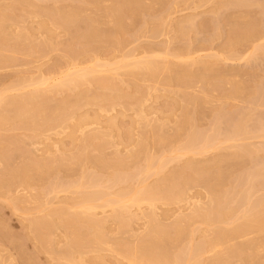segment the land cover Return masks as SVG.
<instances>
[{
	"label": "rangeland",
	"instance_id": "374dc122",
	"mask_svg": "<svg viewBox=\"0 0 264 264\" xmlns=\"http://www.w3.org/2000/svg\"><path fill=\"white\" fill-rule=\"evenodd\" d=\"M4 14L7 18L2 17ZM0 25V264H65L57 260L69 243L60 221L56 220L51 230L41 228L39 233L33 224L50 218L48 215L60 208L71 207L73 213L72 201L80 198L69 191V186L79 184L78 180L84 182L80 184L99 182L101 195L111 197L117 191L137 189L142 173L137 167L147 169L148 159H155L156 164L161 157L163 165L161 174L151 168L153 173L145 183L152 187L189 162L197 164L195 168L202 165L207 173L197 176V169H188L187 164L186 173L195 179L188 180L183 168L178 172L180 178L174 175L175 183H186L185 188L178 186L184 189L185 199L169 205L156 203L152 222L147 218L153 215L152 209L146 203L140 209L136 206L122 211V221L115 219L111 207L96 209L103 243L89 245L76 255L77 261L124 264L117 252L124 241L125 245H136V238L146 234L144 231L155 220L158 222L154 225L171 227L199 206L207 209L211 183L217 192L225 193L227 200L236 195L235 201H239L237 193L241 194L245 179L253 178L254 190L247 188L253 190H247L253 197L244 189L241 195L249 203H243V199L240 203L228 201L236 204V211L242 207V215L244 209L248 210V197L252 207L264 199V179L259 173L264 171V137L255 134L259 129V136L264 132V0H0ZM94 25L97 27L91 29L92 33ZM80 69H90L82 79L85 81L75 86L65 84ZM89 74L94 77L90 79ZM48 120L50 124L46 125ZM235 124H245L246 133L242 140H233L237 144L230 137L226 142L224 137L234 132ZM194 134L200 140L209 137L215 148L199 156L184 154V142ZM181 145L184 147L178 152ZM233 145L248 147L250 154L240 148L246 153L239 154L238 146ZM33 165H44L48 170L42 175L27 171L12 177L22 167ZM114 173L122 178L120 184L113 181ZM88 189L93 192L97 188ZM257 206L256 212L261 208ZM129 212L137 215L130 223L126 221ZM186 221L180 226L194 223L186 228H192V238L183 232L175 252L181 246L212 238L213 228L208 229L200 220ZM124 224L129 226L126 231ZM75 226L71 229L75 237H87V224L82 223L83 229ZM193 228H197L195 234ZM251 233L231 244L247 245L264 238V233ZM262 246L255 252L253 264L264 261ZM211 255L203 256L202 262ZM250 255L238 256L246 257L244 262L236 258L230 263L252 264L247 262Z\"/></svg>",
	"mask_w": 264,
	"mask_h": 264
},
{
	"label": "bare ground",
	"instance_id": "6f19581e",
	"mask_svg": "<svg viewBox=\"0 0 264 264\" xmlns=\"http://www.w3.org/2000/svg\"><path fill=\"white\" fill-rule=\"evenodd\" d=\"M239 3V2H238ZM137 4V3H136ZM238 5V4H237ZM70 13V12H69ZM68 13V14H69ZM4 16L7 18V16L4 14L2 17L4 18ZM48 17V16H47ZM46 17V18H47ZM68 17V16H67ZM69 17H71V15L69 16ZM5 18V19H6ZM76 18V17H75ZM116 18V17H115ZM55 20V19H54ZM53 20V21H54ZM57 20V19H56ZM66 20V19H65ZM69 21H71V18H69L68 19ZM76 20V19H75ZM77 20H78V18H77ZM46 21V20H45ZM49 21V20H48ZM55 22V21H54ZM75 22V21H74ZM50 23V22H49ZM62 23V22H61ZM66 23V22H65ZM73 23V22H72ZM70 24V26H71V22L69 23ZM91 25V24H90ZM93 25V24H92ZM93 27H97V25H94V26H92L91 28H90V30L93 28ZM0 28H1V25H0ZM68 28V27H67ZM95 28H93V30L95 29ZM2 30V29H1ZM96 30V29H95ZM2 32V31H1ZM91 32H92V30H91ZM91 32L89 33V31L87 32V35L88 36H90V34H91ZM94 32V31H93ZM92 32V33H93ZM96 32V31H95ZM4 33H5V31H4ZM1 35H2V33H0ZM97 34V33H96ZM85 35V34H84ZM94 35H95V33H94ZM86 36V35H85ZM87 36V37H88ZM96 36V35H95ZM89 38V37H88ZM2 49V48H1ZM234 55V54H233ZM0 56H1V53H0ZM236 56V55H235ZM70 60V59H69ZM135 62V61H134ZM133 62V63H134ZM137 62V61H136ZM135 62V63H136ZM141 62H143V61H141ZM149 62V61H148ZM75 63V62H74ZM137 63H140V61H138ZM144 63V62H143ZM150 63H152V62H150ZM154 64H155V62H153ZM77 64V63H76ZM130 64V63H129ZM154 64H151V66H152V68L153 69H155V65ZM135 65V64H134ZM153 65H154V67H153ZM156 65H157V63H156ZM75 66V65H74ZM99 66V65H98ZM97 67V66H96ZM104 67V66H103ZM125 67V66H124ZM138 67H141V66H139L138 65ZM76 68V67H75ZM100 68V67H99ZM99 68H95V69H99ZM143 68H145V67H143ZM74 69V68H73ZM72 69V70H73ZM103 69V68H102ZM126 69H127V67H126ZM128 69H129V67H128ZM138 69V68H137ZM147 69H148V66H147ZM85 70V69H84ZM84 70L83 69H80V70H76L77 71V73H75L76 71L74 70V72L73 73H75V74H73V76L71 77V75L69 76V78L68 79H66L67 81H64L65 82V84L67 83L68 85L69 84H71V85H73V86H75L74 84H77L78 85V82L79 81H81L83 78H85V74L90 70H88V71H86L85 70V72H84ZM131 70H133V69H131ZM92 71V70H91ZM90 71V72H91ZM97 71V70H96ZM99 71H100V69H99ZM127 71H129V70H127ZM143 71V70H142ZM153 71V70H152ZM71 72V71H70ZM70 72H68V73H70ZM89 72V73H90ZM93 72V71H92ZM91 72V73H92ZM98 72V71H97ZM96 72V73H97ZM67 73V74H68ZM72 73V72H71ZM99 73V72H98ZM66 74V75H67ZM94 74V73H93ZM93 74H89V75H91V76H89V78L90 77H94V75ZM130 74V73H129ZM65 75V76H66ZM86 75H88V73L86 74ZM96 75V74H95ZM151 75V74H150ZM64 76V77H65ZM63 77V78H64ZM87 77V76H86ZM88 78V77H87ZM91 79V78H90ZM98 79V78H97ZM103 79V78H102ZM136 79V78H135ZM65 80V79H64ZM92 80H93V78H92ZM45 81H47V80H45ZM82 81H85V79L84 80H82ZM101 81V80H100ZM39 82H43V81H39ZM63 81H61L60 83H62ZM63 82V83H64ZM90 82V81H89ZM30 83V82H29ZM32 83V82H31ZM40 83V84H41ZM81 83H83V82H81ZM101 83V82H100ZM21 84V83H20ZM19 84V86H21ZM23 84V83H22ZM38 84V83H37ZM46 84V83H45ZM85 84V83H84ZM91 84V83H90ZM98 84V83H97ZM28 85V84H27ZM26 85V86H27ZM33 85V84H32ZM31 85V86H32ZM42 85H44V83L42 84ZM58 85H60V84H57V86L56 87H58ZM102 85H103V83H102ZM29 86V85H28ZM67 86V85H66ZM65 86V88L67 89V87ZM22 87V86H21ZM19 88V87H18ZM60 88H61V85H60ZM73 88V87H72ZM74 88H76V87H74ZM53 89V88H52ZM18 90V89H17ZM20 90V89H19ZM55 90V89H54ZM59 90V89H58ZM63 90V89H62ZM34 91V90H33ZM48 93V92H47ZM120 94V93H119ZM120 95H122V94H120ZM30 96V95H29ZM32 96H33V94H32ZM1 97V96H0ZM5 97V96H4ZM4 97H3V100H4ZM14 97V96H13ZM18 97V96H17ZM119 97V96H118ZM9 98H11V97H9ZM123 98V97H122ZM125 98V97H124ZM6 99V98H5ZM2 101V100H1ZM6 101H7V99H6ZM5 101V102H6ZM8 102V101H7ZM22 103L21 104H24V102L23 101H21ZM2 103V102H1ZM3 104H5L4 102H3ZM20 104V105H21ZM1 105V104H0ZM61 105V104H60ZM67 105V104H66ZM13 106V105H12ZM15 106V105H14ZM18 106V105H17ZM63 106V105H62ZM9 107V106H8ZM0 108H2V107H0ZM4 108L6 109V107L4 106ZM11 109V108H10ZM4 110V109H3ZM21 110V109H20ZM1 112H2V110H1ZM10 112V111H9ZM3 113V112H2ZM19 113V112H18ZM27 114V113H26ZM40 114V113H39ZM23 115V114H22ZM0 116H2V114L0 115ZM13 116V115H12ZM1 118H4V117H1ZM71 119V118H70ZM6 120H7V118H6ZM38 120V119H37ZM58 120V119H57ZM72 121V120H71ZM70 121V122H71ZM77 122V121H76ZM66 123V122H65ZM238 123H240V122H238ZM33 124V123H32ZM40 124V123H39ZM45 124L46 125H49L50 124V120H48V121H46L45 122ZM241 124H242V122H241ZM240 125V124H239ZM239 125L237 126V124H235V126L236 127H234V128H236L235 130H234V132L233 133H230V135H228V136H226L225 135V137H224V140L227 142V141H229L228 139H232V141L234 140V141H236V142H238L237 140H242L241 139V137L243 136V132H245L246 133V129H245V127L243 128V126L245 125H243L242 127H241V125H240V127H239ZM57 126V125H56ZM55 127V126H54ZM263 127V126H262ZM77 128V127H76ZM233 128V129H234ZM238 128V129H237ZM39 129V128H38ZM240 129V130H239ZM241 129H242V131H241ZM244 129V130H243ZM239 132V131H241V132H239V133H242L241 135H239V133L237 134V131ZM262 130H264L263 128H262ZM261 130V132H263ZM193 131V130H192ZM248 131V130H247ZM259 131H260V129L258 130V132H256L255 134H257V136L258 137H264V132L259 136L258 135V133H259ZM232 132V131H231ZM260 132V133H261ZM192 133V132H191ZM234 133H236V134H234ZM228 134V133H227ZM248 134H249V137H250V135L252 134H250L249 132H248ZM254 134V135H255ZM37 135V134H36ZM190 135V134H189ZM192 135V134H191ZM234 137H233V136ZM235 135H236V137H238V138H236L235 137ZM238 135V136H237ZM245 135V137H246V134H244ZM73 136V135H72ZM196 136H197V134L195 135H193V136H188L187 138H186V140L188 139V138H190V140H188L187 142L185 141L184 142V146L183 145H181V147H178L177 148V150H178V152H180V150H179V148H182V147H184L183 149H182V151L184 152V154L185 153H191V154H193L194 156H196V155H202V154H206V153H208V151L209 150H211V149H214L215 148V143L214 142H212V143H214V145H212V143L211 142H209V137L207 138H205V139H201L203 142H201V140H200V138L199 137H197V138H199V140L196 138ZM252 136V135H251ZM256 136V137H257ZM230 137V138H229ZM233 137V138H232ZM239 137H240V139H239ZM244 137V138H245ZM235 138V139H234ZM250 138H252V137H250ZM254 138V137H253ZM104 139V138H103ZM237 139V140H236ZM105 140V139H104ZM198 140V142L200 141V143L201 144H199L198 142H196ZM211 140V139H210ZM245 140V139H244ZM243 140V141H244ZM84 141V140H83ZM214 141V140H213ZM231 141V140H230ZM233 141V142H234ZM159 142V141H158ZM216 142V141H215ZM236 142H234V143H236ZM187 143V144H186ZM211 143V144H210ZM242 143V142H241ZM237 144V143H236ZM243 144V143H242ZM86 145V144H85ZM159 145V144H158ZM198 145V146H197ZM246 145V144H245ZM195 146H197V147H195ZM218 146V145H217ZM236 146H238V145H233L232 147L233 148H235ZM86 147V146H85ZM138 147V146H137ZM219 147V146H218ZM246 147V146H245ZM243 147L242 145L240 146H238V148H236V149H238L239 150V148H240V150H245L246 152H249V150L247 149L248 147ZM242 148V149H241ZM85 149H87V148H85ZM216 149H217V147H216ZM247 149V150H246ZM240 150H239V152H240ZM245 151H241L239 154H241L242 152H244V154L246 153ZM87 153H88V151H87ZM89 154V153H88ZM243 154V153H242ZM250 154V152L248 153V154H246V155H249ZM178 155H182L181 153H179ZM5 157V156H4ZM136 157H137V155H136ZM68 158V157H67ZM90 158V157H89ZM115 158H116V156H115ZM118 158V157H117ZM149 158H151V157H149ZM152 158H154V157H152ZM175 158H177V157H175ZM119 159H121V158H119ZM147 159H148V156H147ZM159 159H161V157L159 158ZM158 159V162L160 161ZM164 159H166V158H164ZM173 159H174V157H173ZM173 159H170L169 161H171V160H173ZM91 160V159H90ZM103 160V159H102ZM114 160V159H113ZM116 160V159H115ZM124 160V159H123ZM122 160V161H123ZM149 160V161H148ZM147 161L148 162H152L151 164H153L152 165V167H151V164L150 163H148L146 160H145V162L146 163H148L149 165L147 166V169H140V168H145V166L144 167H139V165H138V167H137V169H139V171H141L142 173L140 174V175H138L139 176V179H140V182H139V184H138V187H137V184H136V182H135V184H136V187H137V189H133V190H123V191H121V192H119V191H117V192H119L117 195H115L116 193H114V196L113 197H111L110 195H101L102 194V192L103 191H101L100 190V187H101V185H100V183L99 182H97V183H88V184H80L81 182H83L82 180H81V182H79V180H78V183L79 184H76V182H75V185H73V186H69V189H71V190H69V191H72L73 190V192H75V193H77V195H79V198L80 199H74L72 202H74V204H73V206H72V208L73 209H75V211L73 210V213H71V207H69L68 209H65V208H60V209H58V210H56V211H52L49 215H48V217H50V218H43V219H38V221H36L34 224H33V227L37 230V232L39 233V231H40V229L41 228H44V229H47V230H51V228H54L55 226H56V220H59L60 221V224L65 228V230L68 232V235H69V243H68V246H67V249L61 254V255H58L57 256V260L58 261H64L65 262V264H85L83 261H77L76 260V255L77 254H81L85 249H87V248H89V245H91V244H93V246L94 245H101L102 243H103V238H102V226H101V224H100V221H98L97 219H96V215H95V211H96V209H99V208H106V207H111L112 209H113V213L115 214V219H118V220H121L122 221V219H123V215H124V213L122 212V211H131V210H129L130 208H133V207H136L137 206V208L138 209H140V205H143V204H145L146 203V205L148 204V205H150L149 207L152 209L151 211V213H150V215L151 214H153L154 213V211H153V207H155L156 205V203L157 204H159L160 202V204H162L163 202H165V205H167L166 203H168V205H169V203H172V204H174L173 202H176V201H181L182 199H185L184 197V195H185V191H182V190H184V189H181L182 187V185H181V183L180 184H177V183H175V178H180V176H178V172L179 173H181V171L183 170V169H186V171H185V173H183V174H187L185 177H187L188 178V180L189 179H192L193 177L190 175L189 176V174L188 173H186L187 172V170L189 169V167H192L193 168V166H194V168H193V171L195 170V169H197V170H195L196 171V175L198 176V175H204L205 174V172L207 173V170L206 171H204L203 172V168L204 167H202V165H200L201 166V168H200V170L202 171H200L199 170V168H195V167H197V164H194V163H192V161H191V165H190V162L189 163H187L186 165H187V167H188V169L187 168H184V167H182L181 169H179V171H177V172H174L172 175H171V177H169V179H168V176L166 177L167 179H164L165 178V176H163V177H161L159 180L160 181H157V182H159V183H155L154 185L155 186H150V185H148L147 183H145V182H147L146 181V179H147V177H148V179H149V176H151V173H153V171L154 172H157L156 174H161L163 171V165L162 166H160L161 165V162H157L156 161V164H155V159L154 160H151V159H148ZM151 160V161H150ZM162 160H163V158H162ZM167 160V159H166ZM104 161V160H103ZM103 161H101L100 163H103ZM117 161H118V159H117ZM154 161V162H153ZM113 162V161H112ZM121 162V161H120ZM106 163V162H105ZM116 163V162H115ZM124 164H125V162H124ZM163 164V163H162ZM103 165V164H102ZM105 165H107V164H105ZM108 165H110V162H109V164ZM122 164H120V166H121ZM159 165V166H158ZM196 165V166H195ZM7 166V165H6ZM141 166V165H140ZM165 166V165H164ZM204 166V165H203ZM153 167H154V169L155 170H153L152 171V169H153ZM158 167H160V169L158 168ZM263 167H264V165H263ZM263 167H262V169H263ZM152 168V169H151ZM192 168H190V170L189 171H192ZM70 169V168H69ZM156 169L158 170V171H156ZM205 169H207L206 167H205ZM261 169V170H262ZM48 170V167L47 166H44V165H33V166H28V167H22L20 170H18V171H16L15 173H13V175H12V177L14 178H16L19 174L21 175V174H24V173H26L27 171H35V172H37V174L39 175H42L43 173H44V171H47ZM144 170V171H143ZM198 171H200L201 172V174H198L199 172ZM87 172V171H86ZM262 172V173H261ZM261 172H259L260 174H261V176H262V178L264 179V171H261ZM116 173V172H115ZM115 173L112 175L113 177H114V179H113V181L114 180H116V181H114V182H117L118 184H120V180L122 179H120V177H118V174H119V172H118V174H116L115 175ZM175 173H177V175L175 174ZM204 173V174H203ZM183 174H181V175H183ZM27 175V174H26ZM115 175V176H114ZM125 175V174H124ZM174 175L176 176L175 178H174ZM259 175V174H258ZM111 176V177H112ZM120 176H121V174H120ZM178 176V177H177ZM189 176V177H188ZM256 176V175H255ZM261 176H258V179L259 178H261ZM86 177V176H85ZM116 177H118L117 179H116ZM123 177V176H122ZM126 177V176H125ZM124 177V179H125V182H126V178ZM192 177V178H191ZM257 177V176H256ZM82 178H84V177H82ZM109 178V177H108ZM163 178V179H162ZM170 178L173 180V178H174V180L172 181V180H170ZM248 178V177H247ZM246 178V179H247ZM81 179V178H80ZM85 179V178H84ZM88 179V178H87ZM95 179V178H94ZM110 179V178H109ZM129 179V178H128ZM162 179V180H161ZM193 179H195V177L193 178ZM192 179V180H193ZM197 179V178H196ZM245 179V181H244V185L242 186V189L240 190V192H241V194L239 195V193H237V197L239 196V197H241L240 199L242 200H244V196H241L242 195V193H244L243 191L244 190H246V192H248L250 195H251V197H253L252 196V192H249V191H247V190H250L251 188L254 190V188L252 187V179L250 178V176H249V180L247 179L246 180ZM254 179H255V177H254ZM97 180V179H96ZM181 181H182V178L180 179ZM180 180H178V181H180ZM192 180H190V182L192 181ZM198 180V179H197ZM257 180V179H256ZM255 180V181H256ZM90 181V180H89ZM111 181V180H110ZM122 181V180H121ZM176 181H177V179H176ZM185 180H183V182H184ZM248 183H247V182ZM250 181V182H249ZM134 182V181H133ZM198 182V181H197ZM247 184H246V183ZM254 182V181H253ZM84 183V182H83ZM123 183H124V180H123ZM127 183V182H126ZM251 185H250V184ZM121 184H122V182H121ZM125 184V183H124ZM158 184V185H157ZM186 184V183H185ZM184 184V185H185ZM187 184H189V183H187ZM211 184H213V183H211ZM211 184H210V186H211ZM2 185H3V181L2 180H0V188L2 187ZM108 185V184H107ZM113 185V184H112ZM183 185V188H185L186 187V185L184 186ZM190 185V184H189ZM246 185V186H245ZM248 185H250V187H247ZM253 185H254V183H253ZM178 186H180V187H178ZM210 186H208V188H209V191H208V188L206 189L208 192H210V194L208 193V195H211V196H209V199H210V197H211V199H210V201L209 202H211V204L210 205H208V203H207V205H208V207H207V209L206 208H204L203 206H199V207H201V209L198 207V209H196L195 211L193 210V211H191V212H194V213H191L190 212V214L188 215V216H184V217H182L183 219L185 218H187L188 217V219H186V220H188V222L184 219V220H182V219H180V221H182V222H180V223H183V221H184V223H185V221H186V224H190V223H192L191 221L193 220V222H194V220L195 221H201L202 222V224H204V225H206V226H208V229H209V227L211 228L210 230H212V228H213V230L211 231V232H213L212 233V238H210V240L208 239V241H206V242H202L201 241V243H199L198 245L197 244H195V245H188V247H186V246H181V248L182 249H180L179 251H177V252H175V250H174V246L176 247V245H177V239L179 238L180 240L182 239V237L181 236H183V232H184V235L185 236H189V234H191L192 235V233H189L191 230H192V228H191V230L190 231H188L189 230V228H190V226L192 225V224H194V223H192L191 225H188L189 226V228H188V226H186L185 227V224H183L182 226L183 227H181L180 226V223H179V221L178 222H176L175 223V225H174V223L172 224V225H174V226H172L171 225V227L169 226V225H165V227H162V226H158V225H154V223H155V221L152 223V224H150L151 222H152V220H154V219H150V217H155L156 215H151V216H147V218L148 219H150L151 220V222H150V220H149V223H148V225L150 224L151 226L150 227H148V225H146L148 228H146V230L144 231V233H146V234H144L143 235V233L141 234V235H139L137 238H136V245H133V244H131V243H127V245H125V241H124V245L123 246H119L118 247V249H117V252H118V254L120 255V257L123 259L122 260V263H124V264H126L125 262H123V261H126V259L128 260L127 262H128V264H228V263H232V261L234 260V259H240V261L241 262H244V260H245V258L244 259H242L244 256V254H245V256H246V253H248V255H250V253H252V255H250L249 257L250 258H252L250 261H249V257L247 258L248 259V261L247 262H251L252 264L254 263V257L256 256V255H254L255 254V252H259V249H261V246H262V248H264V238L263 239H261V241H255L256 243H257V245L255 246V242H253V243H251V244H249V242H247L246 244L248 245H245V243L244 244H240L239 246L238 245H234V244H231V242L232 241H234V239H239V238H242V237H244L245 235L247 236L248 234H250L251 232H253V233H257V232H259V234H262V233H264V199H262L260 202L261 203H259L258 204V206L257 205H255V207H254V204H253V207H252V205H251V199H250V197H248L247 199L248 200H250V204H246L247 206H248V210H246V209H244V212L245 213H243V215H242V212H243V209H241L242 207H241V204H239V206L241 207V208H239V211L237 210L236 211V209L234 208L235 206H234V204L232 205L231 203H229L228 201H230V202H241V200L240 199H238L239 201H235V197H236V195H235V197H234V199H233V197H232V199L231 200H227V198H226V195H224L225 193H219V192H217V190H215L214 189V184L211 186V189H210ZM238 187V186H237ZM246 189H245V188ZM54 188V187H53ZM88 188H92L93 190L95 189V188H97V189H95L93 192H92V190H89ZM133 188V187H132ZM247 188H250V189H247ZM84 189H88V191L87 192H89V191H91L92 193H85L86 191H84ZM244 189V190H243ZM98 190H100L101 191V193L100 192H98ZM109 190H111L110 188H109ZM108 190V191H109ZM253 190H250V191H253ZM83 191V192H82ZM107 191V192H108ZM112 191V190H111ZM82 192V193H81ZM110 192V191H109ZM239 192V191H238ZM78 193H80V194H82V195H80V194H78ZM100 193V194H99ZM105 193V192H104ZM184 193V194H183ZM110 194H112V193H110ZM183 194V195H182ZM249 194H248V196H249ZM113 195V194H112ZM227 195H229V194H227ZM81 196V197H80ZM184 196V197H183ZM230 196V195H229ZM246 196H247V193H246ZM246 196H245V198H246ZM183 197V198H182ZM238 197V198H239ZM243 197V198H242ZM78 198V197H77ZM239 202V203H240ZM243 203L245 202V203H249L247 200H244V201H242ZM177 203V202H176ZM253 203V202H252ZM164 204V203H163ZM230 204L232 205V206H230ZM155 205V206H154ZM236 205V204H235ZM238 205V204H237ZM243 205H245V204H243ZM246 206V207H247ZM256 206H257V208L258 207H261L260 208V211H259V209H257V211L258 212H256ZM232 207V208H231ZM250 208V209H249ZM255 209V210H252V209ZM195 209V208H194ZM200 209V210H199ZM235 209V213H237V215H239L238 216V218L236 217V214L233 212V210ZM242 210V211H241ZM246 210V211H245ZM251 212H250V211ZM133 211V210H132ZM253 211V212H252ZM254 211H255V213H254ZM239 212L241 213V214H239ZM112 213V212H111ZM121 213H123V215H121ZM130 214H131V212H129ZM128 213V214H129ZM251 213V214H250ZM253 213V214H252ZM129 214V215H130ZM134 214V213H133ZM133 214H131V216L132 217H134V218H132L131 216L129 217V215H128V217H127V215H126V221H128V219H129V222L128 223H130L131 222V219L133 220V219H135V217L137 218V215L136 216H133ZM235 214V215H234ZM258 215V216H254V215ZM260 215V216H259ZM123 216V217H122ZM152 217V218H153ZM240 217V218H239ZM260 217V218H259ZM156 219V218H155ZM124 221V220H123ZM199 221V222H200ZM240 221V222H239ZM58 222V221H57ZM156 222H158V221H156ZM200 222V223H201ZM82 223L83 224H87V229H88V235H87V237H85V236H82L81 234H79L78 236L76 235V237H75V235H73L71 232V229H72V227L73 226H80L81 228H82ZM160 223V222H159ZM177 223H179V224H177ZM197 223V222H196ZM199 224V223H198ZM225 224V225H224ZM124 225H126V224H124ZM164 225V224H163ZM75 226V227H76ZM219 226H221V227H219ZM222 226H226L225 228H222ZM128 225H126V226H124V230L126 231V229H128ZM168 227H170V228H168ZM185 227V228H184ZM186 228H188V230L186 229ZM83 229V228H82ZM195 229H197V228H195ZM195 229L193 228V233L195 234L196 232H195ZM184 230V231H183ZM186 230L188 231V232H186ZM124 231V232H125ZM129 231V230H128ZM147 231V232H146ZM256 231V232H255ZM87 232V231H86ZM104 233V232H103ZM188 233V234H187ZM87 234V233H86ZM252 234V233H251ZM191 235L189 236L190 238H192L191 237ZM140 236H142V237H140ZM181 237V238H180ZM140 238V239H139ZM189 238V239H190ZM107 239V238H106ZM179 239H178V242H180L179 241ZM185 239V238H184ZM42 240V239H41ZM49 240V239H48ZM51 240V239H50ZM139 240V241H138ZM52 241V240H51ZM138 241V242H137ZM204 241V240H203ZM250 241V240H249ZM254 241V240H253ZM123 242V241H122ZM252 242V241H251ZM41 243V242H40ZM50 243H52V242H50ZM86 243V244H85ZM176 243V244H175ZM84 244L85 245H87L88 244V246H86V248L84 247ZM131 244V246H129V245ZM188 244H190V243H188ZM231 244V245H230ZM133 245V246H132ZM234 245V246H233ZM47 246V245H46ZM260 247V248H259ZM42 248V247H41ZM177 248V247H176ZM178 248H180V246L178 245ZM49 249V248H48ZM184 249V250H183ZM258 249V250H257ZM94 250V249H93ZM173 250H174V254L175 255H173ZM176 250H178V249H176ZM90 251H92L91 250V248H90ZM249 251H250V253H249ZM212 253V255H211V258L209 259H207V257L205 258L206 260L204 261V263L202 262L204 259H203V256H204V254H211ZM205 255V256H206ZM242 255V256H241ZM204 256V257H205ZM238 256H240V257H242V258H240V257H238ZM252 256V257H251ZM99 257V256H98ZM235 257V258H234ZM96 259H98V258H96ZM102 259V258H101ZM125 259V260H124ZM101 261V260H100ZM246 261V260H245ZM230 263V264H231ZM58 264H61V263H58ZM260 264H264V261H262Z\"/></svg>",
	"mask_w": 264,
	"mask_h": 264
}]
</instances>
